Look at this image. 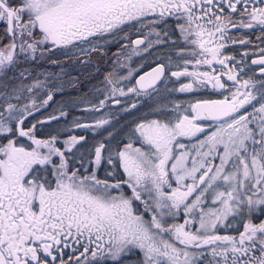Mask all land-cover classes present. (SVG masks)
<instances>
[{
	"label": "snow or ice",
	"instance_id": "6c2138e0",
	"mask_svg": "<svg viewBox=\"0 0 264 264\" xmlns=\"http://www.w3.org/2000/svg\"><path fill=\"white\" fill-rule=\"evenodd\" d=\"M147 17H155L148 21V35L155 33V41L139 35L130 40L127 32L120 36L124 27H143ZM166 17L176 20V40L155 27ZM0 26L8 41L0 46V139L6 140L0 142V264H264V48L251 60L259 78L253 73L243 79L244 60L229 67L235 56L223 53L227 41L250 43L229 35L231 29L260 26L258 38L264 40V0H0ZM97 37L111 39L91 45ZM164 37L173 45L184 41L176 53L182 64L174 65L171 56L161 53L156 66L127 92L117 85L129 81L134 70L127 76L108 72L111 97L99 100L100 108L109 99L119 105L117 93L140 96L160 83L167 90L166 72L190 78L173 89L181 93L210 84L229 95L198 100L184 114L179 103L171 116L161 107L162 118L142 119L131 130L139 147L130 140L114 152L103 141L85 147V136L61 142L57 133L37 139L36 125L24 126L37 111L34 99L21 103L24 93L43 82L25 84L29 69L8 75L21 57L35 60L37 53L76 49L79 43L91 45L77 49L89 57L82 63H90L92 53L107 55L105 44L130 40L131 55H139L168 42ZM127 47L121 44L113 55ZM193 61L197 67L215 63L226 71H189ZM173 66L180 70L171 71ZM50 100L51 94L42 105ZM66 116L61 111L47 119ZM109 123L100 118L73 126L95 130ZM25 137L30 144L22 142ZM78 152L79 167L74 163ZM105 164L112 170L105 169L101 178ZM181 212L183 223L174 222ZM235 223L242 230L219 234L221 226Z\"/></svg>",
	"mask_w": 264,
	"mask_h": 264
},
{
	"label": "rangeland",
	"instance_id": "374dc122",
	"mask_svg": "<svg viewBox=\"0 0 264 264\" xmlns=\"http://www.w3.org/2000/svg\"><path fill=\"white\" fill-rule=\"evenodd\" d=\"M152 19L155 18L149 17L147 22L144 21L143 27L140 25H135L128 27L127 29L124 28V30L129 33V29H139L140 34L147 36L148 40L155 41L157 39L155 33L148 35L150 32L148 21ZM155 27L158 30H162L160 24H156ZM123 35L124 33H120V36L123 37ZM132 35L133 34H130V36ZM244 37H247V35L245 34ZM105 39L111 38L97 37L91 41V45H95L97 40L103 44ZM7 42L8 41L3 37V28L0 26V46H2V43ZM180 42L179 47L186 46L182 39ZM91 45H81L78 43L76 49L71 47L67 49L52 48L51 51H45L43 56L37 53V58L35 60L25 61L23 57H21V62L15 67V69H12L8 72L9 76H13L18 75L23 69H29L31 75L24 79L23 82L25 84L30 85L34 80H40L43 82L42 87L33 89L31 93L25 91L24 99L21 101V103H29L33 99L36 102H41L42 100L47 99L49 94L52 95L51 105L49 102L47 104L48 106L50 105V108L46 111H43L42 114L38 116L37 120L40 119L41 115H44L45 118H48L50 115L59 117L61 111L67 113L66 117H60L58 120H48L43 125L42 129L44 132H51L53 135L59 133L61 142L66 140L71 135L81 136L78 135V133L80 134L82 132H88L89 138L86 139L85 147L94 145L98 141H103V139H106V145L108 146V149L110 150L111 148V151L113 152L123 148L124 144L128 143L130 140L134 147H139L140 142L135 139L131 130L135 127V124L139 123L142 119L162 118L157 109L163 107L168 115L171 116L175 114L172 112L174 104L179 103L181 105L180 114H184L183 110L198 100H203L210 97L220 98V96H223L222 98H224L225 95H229V91L225 89H213L210 84L206 85L205 87L194 88L192 91L184 93L173 90L179 89L180 84L187 83L190 78L181 77L177 79L175 77H171L170 72H168V81L166 86L167 90H165V84L160 83L157 85V88L159 89L158 91L157 88H150L148 90V94H141L140 96H136L135 94L131 93L126 96H120L119 93H117L116 98L121 101L119 104L120 106L114 104L112 99H109L105 102L106 109L104 108L102 110L99 107L98 102L99 100L104 99L105 95L111 97L112 87L105 81V75L115 69L119 76H127L129 70H134L133 76L129 81H121L117 85L118 87H123L125 92H127V88L134 85L135 80L138 79L140 75L145 73L138 71L158 60L155 58H150L151 55H148L149 51L152 50L153 52H157L160 47H162V45H154L153 48L149 49L147 53L141 51L139 55H131V48H123L121 50V55L117 57L114 56L113 53L120 49V43H109L104 45V51L107 53V55H98L96 53H92L90 57L91 62L82 63V61L88 60L89 57L81 55L77 49L81 47L89 48ZM48 47L51 46L49 45ZM244 51L249 53L256 52L253 50V46H246ZM176 53L174 54V57H178ZM129 55H131L130 60L127 59ZM191 58L192 57L188 55L183 57V59ZM180 59L182 60V58ZM117 61L123 64L124 67H119L116 63ZM147 61H149V63ZM179 62L180 61L178 60L177 63ZM182 62L183 60L180 64H182ZM174 68H176L175 71L180 70L177 67ZM199 68L203 69V72L204 69H206L204 65H200L198 67L195 66L193 61V65L189 66L188 70L195 71V69ZM215 69L220 70L218 67H215ZM245 73L247 74H241L243 79H247L248 76L252 75L253 73H255L256 77L259 78L258 72H247V70H245ZM222 80L227 81V76H222ZM228 84L232 85V82L228 81ZM232 90H235V86H232ZM15 102L16 101L14 100L13 103ZM133 103L137 105L135 109L130 107ZM38 105H42V103ZM93 105L97 106V110H92ZM125 109L128 110L125 111ZM250 110L251 109H249V111ZM100 118L108 119L110 123L95 130L91 128H75L73 126L74 122H78L80 124L89 122V124H93L95 120ZM206 123L211 124L212 122L207 121ZM72 126L76 129L77 133L75 132L71 134L69 128ZM109 132H112L111 137L108 136ZM0 142L6 143V140L0 139ZM182 142L186 144L189 143L188 140H183ZM59 146H62V143L59 144ZM81 151H84V148H81ZM184 219L185 216L183 212H181L179 216L175 217L174 222L183 223ZM169 222L171 223L173 220H170ZM195 227H198V224L193 225V230ZM237 229L242 230V227L239 223H235L232 228L221 226L219 228V234H234ZM190 251L201 250L190 249ZM205 259H211V257L206 256Z\"/></svg>",
	"mask_w": 264,
	"mask_h": 264
},
{
	"label": "flooded vegetation",
	"instance_id": "af4514ba",
	"mask_svg": "<svg viewBox=\"0 0 264 264\" xmlns=\"http://www.w3.org/2000/svg\"><path fill=\"white\" fill-rule=\"evenodd\" d=\"M152 18H155V17H152ZM147 20H149V17L145 18V22H147ZM183 22V21H181ZM161 25V29L163 31H167L169 32L170 34V37H171V40H176L177 37L179 36V31L178 29L175 30V32H173L174 28H175V24H176V20L174 17H166L164 21H161L159 23ZM138 25V24H137ZM125 29H127L128 27H124ZM133 29V28H132ZM130 31H128L130 34H133L132 36H130V40H134L137 38V36H143L142 34H140V30L137 31L136 30H131L129 29ZM132 31V32H131ZM126 31L124 30L123 32L121 33H125ZM243 34V36H242ZM245 34L247 35L248 37V40L250 41V43L246 44V45H239V44H235L233 45L231 43V41H227V47L223 50V53L224 55H232V56H235V61L234 62H230L229 63V67L231 66L232 63H237L239 61H241L242 59L244 60V64H241L240 67H244L245 65H247V67H245V70H247V72H258L259 73V70H258V67L257 66H254L251 64V60L252 59H256L257 58V55H253V53H259V50L260 48H264V40L262 39H259L258 37L261 36V28L260 26H256L255 28L253 29H240V30H236V29H231L229 31V35L231 36H242L244 37ZM122 37V36H121ZM164 39L168 42L164 43V44H161L162 47H160V49L157 51V52H153L152 50L149 51V54L148 55H151L150 58H155V59H158V56L163 53V54H166L168 56H171L172 58V61H173V64L176 65V64H180L181 63V57L178 58V57H174V54L178 51L179 49V44L181 43V39L178 41V44L176 45H173L170 41H169V38L168 37H164ZM130 40H119L118 42L120 43V46L121 44H127L128 47L127 48H131V44H130ZM147 42V41H146ZM180 42V43H179ZM246 46H253V50H255L256 52H253V53H249V55L247 57H244L242 54L245 52V47ZM144 47V46H141V48ZM126 48V49H127ZM157 49V48H156ZM152 53V54H150ZM180 61L179 63H177V61ZM149 63V61H147ZM158 62V60L152 64H149L147 65L145 68H143L142 70L138 71V72H148V71H151V68L152 67H155L156 66V63ZM165 63H167V61L165 60L164 61ZM245 62H249V63H245ZM147 63V64H148ZM175 66H173V68H171V71H175L176 68H174ZM204 67L206 69H204V72L205 71H211L212 68H215V67H218L220 70L218 69H215L217 72H224L226 71V68H221L220 65L218 64H213L211 67L208 66V65H204ZM254 67V68H253ZM124 70V69H123ZM39 71V70H37ZM195 71H199V72H203V69H195ZM166 75H168V72H166ZM135 80V79H134ZM223 95V94H222ZM223 96H220V98L218 97H210V98H206V99H203V100H207V99H212V100H217V99H223L222 98ZM45 100V99H44ZM43 101V100H42ZM41 102H36V109L37 111H33L32 112V115L31 116H28L27 119H26V122H25V127H31L32 124H35L36 127L34 129L35 131V135H36V138L37 139H48L49 136L53 135L51 132H44L42 129H43V125L48 121L47 118L44 117V115H41L40 119L37 120L38 116L40 114H42L43 111H46L50 108V105L52 103V100L49 101L50 105H38ZM38 105V107H37ZM120 106V105H119ZM106 109V107L104 106L103 108H101L102 110L103 109ZM51 116V115H50ZM39 122H42V123H39ZM87 124H89V122H86ZM84 123V124H86ZM74 130V131H73ZM69 131L72 133H75L76 132V129L72 126L69 128ZM77 133V132H76ZM78 135H81V136H85L86 139L89 138V133L88 132H82V133H78ZM22 142L25 143V144H30L31 142L27 140V138H21ZM103 142L106 144V139H103ZM59 146V144H58ZM110 151H111V148H110ZM79 152L76 154V157L74 159V163L76 164L77 167H79ZM87 156H85V166L87 167L88 164H87ZM105 169L111 171V166L105 164L103 167H101L99 169V176L101 178L104 177L105 175ZM81 171H83V169H81ZM119 173L121 174V177L122 178H126L124 177V174H123V169L122 168H119L118 169ZM67 251H70L67 250ZM76 255H79V253H76ZM67 258V257H65Z\"/></svg>",
	"mask_w": 264,
	"mask_h": 264
}]
</instances>
